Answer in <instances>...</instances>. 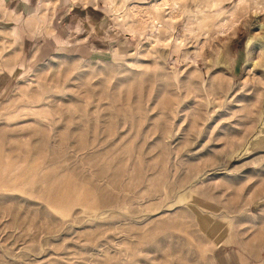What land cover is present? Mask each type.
<instances>
[{
  "label": "rangeland",
  "instance_id": "rangeland-1",
  "mask_svg": "<svg viewBox=\"0 0 264 264\" xmlns=\"http://www.w3.org/2000/svg\"><path fill=\"white\" fill-rule=\"evenodd\" d=\"M0 264H264V0H0Z\"/></svg>",
  "mask_w": 264,
  "mask_h": 264
}]
</instances>
